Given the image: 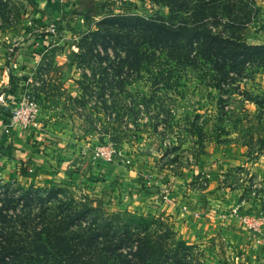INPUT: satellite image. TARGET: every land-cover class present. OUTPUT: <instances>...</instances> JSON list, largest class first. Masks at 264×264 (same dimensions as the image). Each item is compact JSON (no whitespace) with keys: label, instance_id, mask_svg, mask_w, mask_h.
Instances as JSON below:
<instances>
[{"label":"rangeland","instance_id":"rangeland-1","mask_svg":"<svg viewBox=\"0 0 264 264\" xmlns=\"http://www.w3.org/2000/svg\"><path fill=\"white\" fill-rule=\"evenodd\" d=\"M80 1L0 0V60L13 59L23 44L36 42V47L45 49L36 68L22 75L20 82L21 95L37 111L34 120L46 131V139L59 145L71 143L79 150L87 147L94 161L108 163L94 156L96 147L116 151L110 164L136 166L130 169L135 173L143 169L142 179L150 187H160L163 195L180 186L198 192L212 184L217 199L231 201L230 207L244 212L242 222L260 232L264 227V64H250L236 81L221 88L198 78V73L204 77L207 71L172 67L159 53L152 66L137 70L125 65L120 70L125 54L119 49L115 54L96 36L103 16L94 18ZM107 1L128 16L169 15L167 7L151 0ZM217 3L212 22L225 23L226 18L220 20L225 3ZM226 3L233 6L235 30L243 40L264 46V0H251L247 8L241 0ZM219 30L225 31L223 26ZM30 32L44 36L43 42L27 40ZM76 186L70 182L34 187L42 192L29 195L36 202L50 200L46 205L51 207L72 198L76 204L88 202L110 213L153 216L173 231L175 242L191 247L185 255L192 264H242L230 234L199 239L194 233L179 234L140 200L125 197L127 202L120 203L113 191ZM28 189L0 181V198H18ZM213 214L225 218L231 213L215 209Z\"/></svg>","mask_w":264,"mask_h":264},{"label":"trees","instance_id":"trees-1","mask_svg":"<svg viewBox=\"0 0 264 264\" xmlns=\"http://www.w3.org/2000/svg\"><path fill=\"white\" fill-rule=\"evenodd\" d=\"M151 1L169 15L128 16L107 0L80 1L94 18L103 16L96 36L125 54L120 70L152 66L159 53L172 67L207 71L198 78L221 88L250 64H264V46L249 45L235 30L233 6L226 3L233 0ZM217 1L225 3V23L212 22ZM32 191L42 192L31 186L26 196L0 198V264H192L185 255L191 247L175 242L173 231L153 216L110 213L72 198L51 207L50 200H33Z\"/></svg>","mask_w":264,"mask_h":264},{"label":"crops","instance_id":"crops-1","mask_svg":"<svg viewBox=\"0 0 264 264\" xmlns=\"http://www.w3.org/2000/svg\"><path fill=\"white\" fill-rule=\"evenodd\" d=\"M26 30V29H25ZM43 42L44 36L30 32L27 40ZM31 39V40H32ZM36 43V42H35ZM35 43L23 44L15 50L14 58L0 60V95L8 102L0 105V181L23 187H51L73 183L77 186H98L99 192L118 194L120 203L136 199L150 212L174 225L179 234L197 235V238L213 233L230 234L235 248L241 253L242 264H264V227L253 231L242 222L243 211L228 204L231 201L217 199L211 187L202 191L187 186L171 189L166 195L160 187L148 186L139 173L130 172L136 166L110 164L102 159L94 161L87 147L64 145L49 141L46 131L36 126L23 128L15 119V111L23 100L20 78L32 71L42 59L45 49ZM24 79V77H23ZM19 81V82H18ZM54 142V143H52ZM214 179V178H211ZM76 186V187H77ZM94 188V187H93ZM125 197H128L127 201ZM228 199H231L230 197ZM232 200V199H231ZM188 205V209L184 207ZM223 209L231 214L214 218V211ZM234 211V213H232Z\"/></svg>","mask_w":264,"mask_h":264},{"label":"built area","instance_id":"built-area-1","mask_svg":"<svg viewBox=\"0 0 264 264\" xmlns=\"http://www.w3.org/2000/svg\"><path fill=\"white\" fill-rule=\"evenodd\" d=\"M7 102V97L5 95H0V105H3ZM15 113V119H18L20 121L23 128L38 125V122L34 120L37 111L29 107V104L25 98H23ZM116 153V151H111L105 147H96L94 151V156L104 158L108 163H113L117 155ZM184 209L187 208L184 207Z\"/></svg>","mask_w":264,"mask_h":264}]
</instances>
